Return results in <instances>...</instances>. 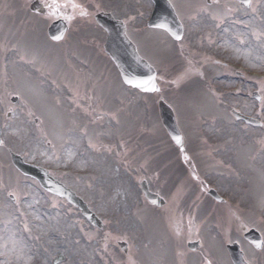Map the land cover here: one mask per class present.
Wrapping results in <instances>:
<instances>
[{
  "label": "rangeland",
  "instance_id": "374dc122",
  "mask_svg": "<svg viewBox=\"0 0 264 264\" xmlns=\"http://www.w3.org/2000/svg\"><path fill=\"white\" fill-rule=\"evenodd\" d=\"M18 1L0 0V264H52L57 255L65 257L60 264H229L221 244L233 239L251 264H264V249L258 252L242 238L253 227L264 238V0L244 9L234 0H172L185 26L178 43L145 28L149 0H77L84 9L107 8L129 27L147 31L141 55L155 65L160 96L174 103L184 132L185 149L172 145L175 159L167 158L165 145L150 151L154 147L141 142L145 135L163 144L159 96L137 94V117L128 112L132 100L123 98L129 92L114 72L106 76L105 67L103 81L110 86L100 98L99 85L89 90L84 84L101 75L98 58L91 74L83 75V92L74 95L68 75L75 84L82 81L64 60L67 48L36 31L26 36L30 25H49V10L45 21L30 17L28 23L15 18L29 7L27 0ZM254 90L262 95L259 104L250 98ZM12 95L19 98L16 104ZM114 95L110 108L105 103ZM231 108L260 119L262 127L236 122ZM8 151L75 191L102 228L15 171ZM171 179L176 183L169 189ZM144 180L165 198L162 208L144 199ZM209 188L226 202L212 201ZM203 206L209 216L199 220ZM190 240L200 241L196 252L187 250ZM117 242L127 243L126 252Z\"/></svg>",
  "mask_w": 264,
  "mask_h": 264
},
{
  "label": "water",
  "instance_id": "95a60500",
  "mask_svg": "<svg viewBox=\"0 0 264 264\" xmlns=\"http://www.w3.org/2000/svg\"><path fill=\"white\" fill-rule=\"evenodd\" d=\"M238 1L242 2L243 6H249V4L245 2V0ZM153 2L155 9L152 13L151 20L148 22V25L163 27L172 35V37H174L175 39L179 37V39H181L183 29L174 14L172 6L169 5L166 0H153ZM97 19L107 30H109V36L107 38L108 41L105 45V50L110 53L112 60L115 61L119 71L121 72L123 81L125 82L127 79H130L133 81V84H131V86L146 92L154 91L152 89H158L155 79L151 81L149 80L150 77L155 78V70H153L146 61L142 60L138 56L136 50L134 49V46L129 41H127V39H125L123 32L124 29H122V26L120 27L117 22L109 19L107 15L100 14L97 16ZM58 28V24H53L49 29L50 35L57 34ZM144 81H148V83H142ZM127 85L130 86V84ZM252 97L256 98L258 101L261 100L260 96L257 93H253ZM14 101H16V99H14ZM159 113L161 116V121L162 123H164L168 134H170L172 138L173 143L181 147L183 145L182 135L178 130L177 124L175 123L173 113L171 112L169 107L161 101L159 103ZM233 114L237 120L242 119L248 124L251 123L255 126L260 125V122L253 120L250 117L247 118L236 112H233ZM176 136L180 137L179 143H177V141L174 139V137ZM11 157L14 165H16L21 172H23L25 175L27 174L38 179L46 190L54 192L58 195L60 194L62 196H65L69 202H73L80 208L81 213H83L91 223H95L98 226H101V223L97 220L94 213H91L87 209L86 204L80 201L73 192L68 191L64 188L63 185L55 182L46 171L39 167L25 164L17 155L12 154ZM141 188L143 189L145 197L151 204L158 206L163 205L164 201L162 200V198L151 193L147 188L145 181L141 183ZM209 193L216 199L220 200L219 197L216 196L214 191H210ZM245 238H247L255 247L256 244L253 243V241L260 242L262 246L261 237L259 236V233L254 229L247 232L245 234ZM197 245L198 243L194 242L190 243L188 247L194 249L197 247ZM261 246L258 249H260ZM125 247L126 246L122 245L123 249H125ZM227 249L229 250L230 258L234 261V264H246L244 259H242V252L240 251V249H238V246L236 244L227 246Z\"/></svg>",
  "mask_w": 264,
  "mask_h": 264
},
{
  "label": "flooded vegetation",
  "instance_id": "af4514ba",
  "mask_svg": "<svg viewBox=\"0 0 264 264\" xmlns=\"http://www.w3.org/2000/svg\"><path fill=\"white\" fill-rule=\"evenodd\" d=\"M59 3L63 4L66 0H58ZM78 3L77 0H74ZM79 4V3H78ZM89 15L87 17H81L78 15L79 10H73L71 7L62 8L54 19H63V16H74L72 21H66L69 25L68 32L66 33L64 39L58 43V45L64 46V44L72 46L74 44H80L83 46H88L90 49L96 45L102 44V38L105 37V32L101 30L98 26L93 27L92 23V10L86 8ZM140 29H131V36L133 39L137 40Z\"/></svg>",
  "mask_w": 264,
  "mask_h": 264
},
{
  "label": "snow or ice",
  "instance_id": "6c2138e0",
  "mask_svg": "<svg viewBox=\"0 0 264 264\" xmlns=\"http://www.w3.org/2000/svg\"><path fill=\"white\" fill-rule=\"evenodd\" d=\"M215 2V0H214ZM246 3L249 4V6L251 7V0H245ZM42 3V7L43 8H47L49 10L48 15L49 16H53L55 17L57 15V13L62 9V8H68L71 7L73 10H79L78 11V15L81 17H87L89 15V13L87 12L86 9L83 8V6L81 4L75 3L74 0H66L65 3L61 4L58 2V0H50V2H44V0H41ZM172 7H175V5H172ZM37 11L39 12L40 10L37 9ZM253 11H255V9L253 8ZM63 19L67 20V21H72L75 17L74 16H63ZM125 23H127L125 21ZM51 39L53 41H60L63 39V34L60 35H53L51 37ZM177 39H179V37H177ZM186 73L180 77H177V80L173 81V83H177L179 80H182L186 77ZM154 77H150L149 80H154ZM127 84H133V81L130 79H127L125 81ZM142 83H148V81H144ZM154 91H158L159 89H152ZM174 139L177 141V143L180 142V137L176 136L174 137ZM253 243L256 244V247L259 248L261 246V243L258 241H253Z\"/></svg>",
  "mask_w": 264,
  "mask_h": 264
}]
</instances>
